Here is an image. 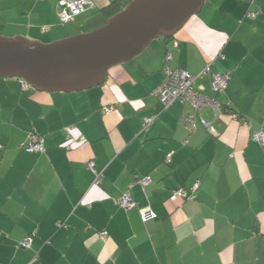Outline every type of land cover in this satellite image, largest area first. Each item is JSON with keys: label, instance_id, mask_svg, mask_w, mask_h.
<instances>
[{"label": "crops", "instance_id": "0c3cea01", "mask_svg": "<svg viewBox=\"0 0 264 264\" xmlns=\"http://www.w3.org/2000/svg\"><path fill=\"white\" fill-rule=\"evenodd\" d=\"M89 1L60 24V0H0V33L48 44L91 32L118 0ZM154 41L85 91L0 79V264H264V143L253 136L264 134V0H205ZM206 67L193 89L213 106L166 107L153 93L164 68ZM215 73L228 76L219 93ZM31 132L44 153L21 147ZM195 182L193 198L173 196ZM125 194L128 209L116 204ZM146 209L155 217L142 221Z\"/></svg>", "mask_w": 264, "mask_h": 264}, {"label": "water", "instance_id": "95a60500", "mask_svg": "<svg viewBox=\"0 0 264 264\" xmlns=\"http://www.w3.org/2000/svg\"><path fill=\"white\" fill-rule=\"evenodd\" d=\"M204 2L132 0L103 26L48 44L0 36V79H18L37 92L97 87L111 67L129 62L154 40L173 37Z\"/></svg>", "mask_w": 264, "mask_h": 264}, {"label": "built area", "instance_id": "2783aa9c", "mask_svg": "<svg viewBox=\"0 0 264 264\" xmlns=\"http://www.w3.org/2000/svg\"><path fill=\"white\" fill-rule=\"evenodd\" d=\"M60 12L58 14V19L61 24H66L72 22L76 17L82 15L89 9H93L94 5L89 0H60ZM170 57L166 56V59ZM164 80L153 93L158 96L163 104L167 107L173 104L174 101L184 102L186 100L192 102L196 106V109H199L201 105H210L213 106L211 100H207L205 95H203L199 90L193 89L194 81L197 78L202 77L209 72V67H206L202 72L196 75H191L185 70H171L169 68H164ZM228 82V76L224 73H215L211 81V89L214 93L222 92ZM23 88L27 86L24 83H21ZM112 111L111 108H104L103 113L109 114ZM153 120V117H145L143 119V125L146 127ZM200 123L204 126H208V123L200 118ZM188 126H192L188 124ZM254 139L259 143H264V134H254ZM21 147L27 153L42 154L44 153V144L43 139L36 133L31 132L29 134V139L26 143L22 144ZM88 168L93 171V163L88 162ZM149 177H144L141 181V184L147 186L149 184ZM198 183L195 182L192 188L189 191L183 189H177L173 192V196L179 199L193 198L192 195L197 188ZM116 204L123 207L124 209L131 208L134 204L133 200L129 194H125L121 199H119ZM155 214L152 211L146 209L140 214L142 221H146L150 218H154ZM101 236H106V232H101ZM31 245V236L24 237L20 246L22 248H29Z\"/></svg>", "mask_w": 264, "mask_h": 264}, {"label": "trees", "instance_id": "16d2710c", "mask_svg": "<svg viewBox=\"0 0 264 264\" xmlns=\"http://www.w3.org/2000/svg\"><path fill=\"white\" fill-rule=\"evenodd\" d=\"M119 1L121 0H118V1H115L113 2L110 6L107 7V9L105 10L106 11V14L108 17H112L113 15H115L116 13L120 12L127 4H129L132 0H123V4H119ZM61 24V23H60ZM171 38V37H170ZM170 38H162L164 40H167V39H170ZM112 109V108H111ZM19 247L20 244H19ZM22 248V247H21ZM30 248V247H29ZM23 249H26V248H23ZM28 249V248H27Z\"/></svg>", "mask_w": 264, "mask_h": 264}, {"label": "rangeland", "instance_id": "374dc122", "mask_svg": "<svg viewBox=\"0 0 264 264\" xmlns=\"http://www.w3.org/2000/svg\"><path fill=\"white\" fill-rule=\"evenodd\" d=\"M0 36H2V37H7V38H8V37H11V36H8V35H6V34H1V33H0ZM12 37H13V36H12ZM154 42H155V41H154ZM43 44H47V43H43Z\"/></svg>", "mask_w": 264, "mask_h": 264}, {"label": "clouds", "instance_id": "9594fccd", "mask_svg": "<svg viewBox=\"0 0 264 264\" xmlns=\"http://www.w3.org/2000/svg\"><path fill=\"white\" fill-rule=\"evenodd\" d=\"M22 82V81H21ZM23 83V82H22ZM26 85V84H25ZM27 86V85H26ZM35 154V153H34Z\"/></svg>", "mask_w": 264, "mask_h": 264}]
</instances>
